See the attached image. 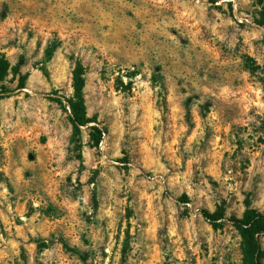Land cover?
<instances>
[{
	"label": "rangeland",
	"instance_id": "374dc122",
	"mask_svg": "<svg viewBox=\"0 0 264 264\" xmlns=\"http://www.w3.org/2000/svg\"><path fill=\"white\" fill-rule=\"evenodd\" d=\"M263 20L264 0H0V264H254L229 219L264 214Z\"/></svg>",
	"mask_w": 264,
	"mask_h": 264
},
{
	"label": "trees",
	"instance_id": "16d2710c",
	"mask_svg": "<svg viewBox=\"0 0 264 264\" xmlns=\"http://www.w3.org/2000/svg\"><path fill=\"white\" fill-rule=\"evenodd\" d=\"M258 25L264 26V20L259 22ZM22 64V63H21ZM10 68V64L8 61H6L3 57H0V75L1 78L4 77V75L7 74L8 70ZM14 74H21L20 71V65L13 68ZM27 80V76L23 78L22 83L18 86L17 90H24L26 88L25 81ZM74 89L75 94L72 98L68 99L67 106L70 108V122L73 127V139H78L76 142L80 145L81 144V131L84 127H88L90 124H93L95 121L87 117V108L85 104V98L83 93L84 83L85 80L83 78L82 68L78 67L74 71ZM15 90L10 89H1L0 90V99L3 98H9L12 97L15 94ZM56 102L63 105L62 99H55ZM92 131H98L99 132V138L95 139V146H100L102 142L101 138V131L97 126H90ZM93 133V132H92ZM91 133V134H92ZM92 136H94L92 134ZM203 216L211 221V222H218L224 218V215H212L208 211L204 210L202 212ZM246 219H240L236 217H232L230 222L241 230H247L245 229L249 225L253 226V229L255 230V233H252L253 236V263L254 264H262V258H263V250L261 246V237L264 236V214L252 212L250 215L247 216Z\"/></svg>",
	"mask_w": 264,
	"mask_h": 264
}]
</instances>
